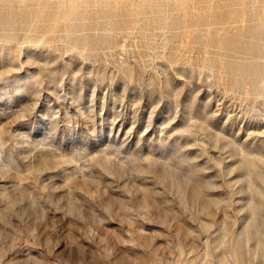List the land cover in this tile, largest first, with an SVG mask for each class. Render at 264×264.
Instances as JSON below:
<instances>
[{
  "label": "rangeland",
  "instance_id": "1",
  "mask_svg": "<svg viewBox=\"0 0 264 264\" xmlns=\"http://www.w3.org/2000/svg\"><path fill=\"white\" fill-rule=\"evenodd\" d=\"M0 264H264V0H0Z\"/></svg>",
  "mask_w": 264,
  "mask_h": 264
}]
</instances>
